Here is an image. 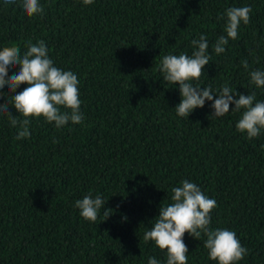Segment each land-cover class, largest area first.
<instances>
[{
  "label": "trees",
  "instance_id": "obj_1",
  "mask_svg": "<svg viewBox=\"0 0 264 264\" xmlns=\"http://www.w3.org/2000/svg\"><path fill=\"white\" fill-rule=\"evenodd\" d=\"M39 2L43 13L29 17L22 0H0V49L16 45L23 53L43 40L54 66L77 75L85 118L62 128L32 119L30 138L17 140L0 115V240H143L185 179L216 200L212 229L264 240V130L251 140L237 131L243 110L231 111L234 104L221 118L211 117L212 101L178 116V85L159 71L164 55H190L203 34L211 62L192 83L214 91L227 83L264 101L248 74L264 70V0ZM241 6L252 8L250 23L217 55L212 45L226 22L218 17ZM8 100L5 93L0 104ZM90 191L112 210L107 219L103 209L95 222L79 215L74 202ZM203 242L184 241L188 264H216ZM240 242L249 252L238 264H264V241ZM151 256L166 262L151 241H0V264H147Z\"/></svg>",
  "mask_w": 264,
  "mask_h": 264
},
{
  "label": "clouds",
  "instance_id": "obj_2",
  "mask_svg": "<svg viewBox=\"0 0 264 264\" xmlns=\"http://www.w3.org/2000/svg\"><path fill=\"white\" fill-rule=\"evenodd\" d=\"M5 2L12 3L13 0ZM93 2L83 0L85 5ZM21 7L29 17L44 11L39 0H22ZM252 11L250 6L230 7L218 17L220 20L226 17V22L224 34L218 36L212 45L217 55L226 51L230 40L238 39L239 28L241 24L250 23ZM191 44L193 51L190 55L167 54L159 64L163 81L178 85L181 99L174 108L176 114L188 118L195 109L203 108L206 101H212L214 111L211 117L221 118L230 112V105L234 104L231 111L243 110L236 123L237 131L245 133L250 140L260 136L264 130V101H258L255 92L246 95L233 92L227 83L216 91L210 85L201 87L193 84L192 81H198L205 73L211 56L209 40L205 35L193 39ZM48 53L43 40L29 42L23 53L16 45L0 49V97L9 94V100L0 104V115H6L10 126L17 129V140L30 138L32 119L42 117L46 122L54 123L56 128H62L69 122L81 124L84 121L85 117L80 111L82 102L77 75L54 66ZM241 63L247 71V60ZM17 66L19 71L9 77V70ZM248 74L252 85L264 88V70H251ZM22 84L27 86L17 93ZM13 107L18 115H13L10 110ZM62 108L65 110L62 111ZM171 193L172 202L160 206L159 215L150 221H154L152 227L143 235L145 242H154L161 251H166L165 264H188L189 250L183 239L185 233L197 240L202 234L206 236L203 247L208 250V258L216 264H238L248 255L249 250L241 245L235 231L210 227L211 213L217 207V202L205 195L196 183L182 180L180 186L171 189ZM105 204L101 195L93 196L91 191L74 202L79 215L89 222L98 219L101 209L107 219L112 210L104 209ZM147 264H161V261L151 256Z\"/></svg>",
  "mask_w": 264,
  "mask_h": 264
}]
</instances>
